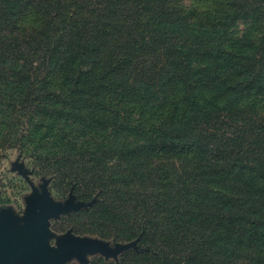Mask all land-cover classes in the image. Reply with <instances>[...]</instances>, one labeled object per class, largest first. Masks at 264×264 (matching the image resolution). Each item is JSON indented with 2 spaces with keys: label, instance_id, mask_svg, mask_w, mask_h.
Segmentation results:
<instances>
[{
  "label": "trees",
  "instance_id": "trees-1",
  "mask_svg": "<svg viewBox=\"0 0 264 264\" xmlns=\"http://www.w3.org/2000/svg\"><path fill=\"white\" fill-rule=\"evenodd\" d=\"M10 150L139 238L91 264H264V0H0Z\"/></svg>",
  "mask_w": 264,
  "mask_h": 264
},
{
  "label": "water",
  "instance_id": "water-1",
  "mask_svg": "<svg viewBox=\"0 0 264 264\" xmlns=\"http://www.w3.org/2000/svg\"><path fill=\"white\" fill-rule=\"evenodd\" d=\"M21 155L13 163V170L26 177L32 186L27 197L23 216L10 208L0 209V264H69L77 259L81 264H89V256L101 255L106 259L119 260L126 250L137 248L138 240L113 245L97 237L82 236L67 230L51 243L54 236L50 228L52 219L87 208L96 199L85 202L77 199L73 190L64 201H57L49 189L50 179L41 187L31 182L25 163H19Z\"/></svg>",
  "mask_w": 264,
  "mask_h": 264
},
{
  "label": "rangeland",
  "instance_id": "rangeland-1",
  "mask_svg": "<svg viewBox=\"0 0 264 264\" xmlns=\"http://www.w3.org/2000/svg\"><path fill=\"white\" fill-rule=\"evenodd\" d=\"M18 155L19 153L16 150H10L6 154L0 153V209L10 208L17 215L23 216L27 205L26 200L27 197L32 193V188L30 184L27 182V180L23 177V175L19 174L18 171L13 170V162L16 160ZM21 161L25 163L26 169L30 172L31 179L35 182L37 186L41 187L44 178L50 179L51 181L49 184V189L53 197L57 201H61V202H64L68 198L69 193L68 194L64 193V190L61 189L62 188L61 185L57 184L59 188L58 189L56 187L57 185L56 186L53 185V179L37 173V166L35 165V163H33L31 159L22 157ZM94 199L97 200L96 197ZM70 214L62 215L57 219L51 220L50 228L54 233V236L51 239L52 244H55L56 238L62 235L63 233H65L67 230L72 229L74 231L72 227L73 224L71 221L73 219H71L70 216H68ZM135 240H139V238ZM107 241H109L112 245L116 242H120V241H116L115 239H111ZM120 243H128V242L121 241ZM99 257L105 258L104 256L101 255L89 256V264H91L95 260V258H99ZM69 264H81V263L77 259H72L69 262Z\"/></svg>",
  "mask_w": 264,
  "mask_h": 264
},
{
  "label": "flooded vegetation",
  "instance_id": "flooded-vegetation-1",
  "mask_svg": "<svg viewBox=\"0 0 264 264\" xmlns=\"http://www.w3.org/2000/svg\"><path fill=\"white\" fill-rule=\"evenodd\" d=\"M18 156H19V155H18ZM17 158H18V157H17ZM17 158H16V160H17ZM21 159H22V158H20L19 163L22 162ZM16 160H15V161H16ZM15 161H14V162H15ZM14 162H13V163H14ZM25 169H26V166H25V168H24L23 170H25ZM28 176H29L31 182H33V184H35V182L31 179L30 172H29ZM23 177H24V176H23ZM24 178L27 180V182H28V183L30 184V186H31V183L29 182V180H28L26 177H24ZM46 179H47V178H44V179H43V183L45 182ZM43 183H42V184H43ZM35 185H36V184H35ZM36 186H37V185H36ZM38 187H39V186H38ZM31 188H32V186H31Z\"/></svg>",
  "mask_w": 264,
  "mask_h": 264
}]
</instances>
